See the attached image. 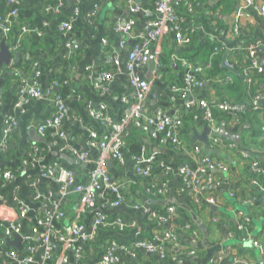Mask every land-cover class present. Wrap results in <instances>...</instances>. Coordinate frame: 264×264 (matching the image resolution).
Masks as SVG:
<instances>
[{"label":"crops","instance_id":"1","mask_svg":"<svg viewBox=\"0 0 264 264\" xmlns=\"http://www.w3.org/2000/svg\"><path fill=\"white\" fill-rule=\"evenodd\" d=\"M57 1L23 0L13 20L11 33L4 37L0 32V42L2 37L5 38L13 54L11 64L3 65L0 69L2 109L6 106L3 102L5 97L9 93L16 94L23 80L26 83L38 81L43 92L52 93L39 99L30 98L20 109L15 106L17 102L14 104L11 115L17 119V124L4 139V147H0V169L11 170L14 174L11 182L0 186V224L6 223L8 219L19 218L24 233L29 232L36 224L37 217L42 215L40 202L33 198L29 187L31 178L38 176V189L45 191L50 188L58 197V185L51 179L39 176L42 165L58 163L74 169L79 181L87 180V171L100 155L98 149L88 146L90 132L96 130L100 138L108 135L107 127L88 114L87 104L91 101L92 108L98 109L104 103L113 119H122L128 108L122 96L129 92L130 87L123 67L116 68L113 55H118L124 66L128 49L137 41L138 35L146 31L147 21L158 16L155 11L156 0H140L142 8L136 13L130 11L128 0H62L61 7L55 11ZM203 5L204 9L198 11L189 23L197 27L196 39L190 44L181 45L172 31L167 32L151 44L153 50L161 55L163 66L154 65L152 73L149 63L139 69L145 78L148 73L152 75L151 92L144 102V112L152 115L157 108L162 107L169 114L183 115L181 135L185 142L175 147L168 140L159 142L142 131L134 130L130 134L126 147L129 142H140L147 146L148 152L156 150L158 157L150 175L146 177L139 176L133 170L129 150L124 166L118 167L113 161L109 162L112 177L121 184L124 201L119 207L108 211L133 219L136 224L122 233L111 229L102 230L96 240L82 241L87 264H97L101 260V245L110 238L131 242L137 237L152 238L156 233L169 230L175 231L178 238V250L173 246L167 247L170 255H177L176 259H163L157 253L138 250L136 256L122 252L121 264H264V256L253 244L257 239L264 245V194L260 187L252 183L253 177L257 176L252 161L256 160L258 167L264 170V132L257 133L258 128L264 129V100L257 103L259 108L253 107V104L256 105L254 102L252 104V95L264 90V76L252 86L243 74L249 63L247 46L256 41L264 43V15H258L251 8L246 9L245 12L253 21L247 15L242 16L239 21L240 32L237 34L232 28L236 11L243 5V0H207ZM50 7L51 11L47 12L46 8ZM73 7H77L78 12L72 28L61 31V25L74 16V11L70 16L67 12L68 8ZM7 9L6 0H0V13ZM131 18L136 19V23L127 46L121 48L119 41L122 36L114 25L119 20ZM38 19L43 20L40 27ZM220 25L225 26L226 31ZM23 27L27 30H23ZM34 38L39 39V42ZM104 38L108 39L107 43H103ZM206 41L218 43L214 54L205 44ZM68 43L79 47L72 51ZM173 53L195 63L210 61L212 64L203 73L205 85L200 94L214 109L223 141L214 145V151L210 154L213 159L223 161L226 170L217 168L209 173L201 172V159L208 151L204 142L195 138V134L201 135L206 127L204 109L198 105L192 111L182 109L181 99L172 90V85L183 79L184 69L179 62L171 59ZM224 60L232 64L234 71L224 66ZM259 60L264 68V54L259 55ZM216 66H219L218 69ZM103 71H111L114 74L112 80L106 82L101 77ZM95 82L103 86L97 88ZM56 88L58 91H55ZM63 91H66L65 95ZM55 93H62L66 100L62 123L63 128L75 137L72 144L65 143L59 136L51 134L50 130L45 135L39 131V126L46 123L57 108ZM223 99L248 107L239 114L238 119H233L232 112L221 111L216 107ZM185 112H192L193 118L190 120ZM134 139L137 141L133 142ZM68 145L79 152L88 153L91 161H79L64 148ZM196 146L202 148L200 153H197ZM35 158L38 160L32 164ZM184 162H188L196 172L211 177L209 186L202 194L195 192L192 187L181 189L183 182L178 167ZM155 185H164L167 192L158 197L150 196L147 188ZM102 194V190L98 191L99 200ZM209 197H213L216 203H209ZM172 199H175L176 204L172 203ZM19 202L28 207L23 217L17 215ZM169 205H176L175 223H160L145 213L148 206L161 212ZM63 206L66 217L56 219V230L65 226L67 233L77 220L90 222L92 213H80L78 195H73ZM185 224H190L191 229L184 228ZM240 225L246 227L241 229ZM245 236L246 240L243 239ZM5 239V236L0 235V241ZM62 248L60 244L56 251ZM5 249L15 250L13 246H5ZM191 249L195 250L194 254H189ZM40 254L37 253L38 256ZM68 260L70 263L74 261L72 251L69 252ZM0 264L15 262L4 258L0 259Z\"/></svg>","mask_w":264,"mask_h":264},{"label":"built area","instance_id":"2","mask_svg":"<svg viewBox=\"0 0 264 264\" xmlns=\"http://www.w3.org/2000/svg\"><path fill=\"white\" fill-rule=\"evenodd\" d=\"M23 0H6L9 10L0 13V32L5 37L13 30V20L18 14ZM61 1L58 0V7H61ZM130 11L136 13L142 8L140 0H128ZM183 0H156L155 11L157 17L150 18L147 21V29L138 35L137 41L128 49V54L124 66L118 55H113V62L116 68L123 67V73L126 75L130 87L129 92L122 96V100L128 105L126 112L121 120L113 119L107 112L106 105L101 103L98 109L92 108V102L87 104L88 114L107 127L108 135L105 138H100L97 131L90 132L88 139V146L99 150L100 155L94 161L91 169L87 171V180L79 181L75 170L65 167L64 165L54 163L52 165H42L40 168L39 176L53 180L57 186L58 197L55 192L48 188L45 191L38 189L39 177L31 178L29 187L32 190L33 198L40 202L42 207V215L37 217V222L30 228L29 232L23 231L22 224L18 219H8L6 223L0 224V235L6 237L0 241V259H11L15 264H87L84 258L82 241H94L98 238L102 230L117 228L119 231L135 226V220L127 218L124 215H116L109 217L107 211L111 208L119 207L123 204V195L121 193V184L119 181L114 180L109 171V162L113 161L118 167L124 166L127 163V149L126 143L130 136L132 129H139L146 133L149 137L161 141H170L176 147L183 144L185 140L181 135V129L184 126L183 115L169 114L162 107L156 109L152 115H146L144 112V102L151 92L152 82L150 79L145 78L140 74L139 69L145 66L150 61L159 67L163 66L161 55L154 51L151 44L157 42L167 32L172 31L176 36V40L181 44H188L191 37L197 33V27L192 21V17L198 12L197 9L203 10L204 5L198 2L189 1L185 5V14L179 12V7ZM252 9L258 15H264V0H243V5L239 6L236 11V18L232 30L235 33L240 32L239 21L244 15H247L250 21L252 17L245 12L246 9ZM46 8V11H51ZM77 14L78 8L74 7ZM75 16H72L69 21L61 25V31H66L72 28V22ZM136 19H129L126 21H117L114 25L116 31L122 36L119 41V47L124 48L127 46L128 38L131 36ZM23 30H27L23 27ZM108 39L104 38L103 43H107ZM70 50L75 51L79 45H71ZM247 53L250 59V64L243 71L244 77L249 85L253 83L255 73H263V66L260 63L259 55L264 54V43L256 41L247 46ZM173 61L179 62L183 69L184 75L181 83L172 85V90L178 93L182 109L192 111L196 105L204 109V121L211 128L210 142L211 146L222 143L220 137V126L215 119V113L210 102L203 98L200 94L205 85L203 73L212 64L206 62L205 64L195 63L189 61L186 57L171 55ZM224 66L233 68L228 60L223 61ZM91 68V67H89ZM92 75V73H91ZM90 76V74H89ZM114 74L111 71H103L101 77L106 82L112 80ZM97 88H101L99 82H95ZM18 100L16 108L20 109L27 103L28 99H39L45 95H52L51 92H43L38 81L33 83H26L24 80L21 82L17 89ZM253 107L259 108L257 103L264 100V90L256 91L253 95ZM54 100L57 108L51 118L46 123L39 126V131L45 135L48 130L51 134L59 136L65 143L72 144L75 137L74 135L63 128L62 120L65 114L66 100L62 93H55ZM130 103V104H129ZM216 107L221 111H230L233 113V119H238L239 114L246 109L245 105L234 103L230 100L223 99L218 102ZM187 113V112H185ZM192 113V112H189ZM193 114V113H192ZM194 116V115H193ZM17 124V119L12 116H6L4 125L0 131V147H4V139L8 133L13 130ZM197 153H200L199 146H196ZM71 151L77 159L81 162L89 163L90 156L86 152H79L68 145L64 147ZM39 152V151H37ZM246 156V154L244 153ZM158 152H148L147 146H141V152L137 155H131L133 170L139 175L146 177L150 175L153 164L157 160ZM110 159V160H109ZM38 160L34 159V164ZM202 165L201 172L209 173L210 171L220 168L226 170L227 167L223 161L215 160L211 154L207 152L201 159ZM26 164V162H24ZM204 165V166H203ZM203 166V167H202ZM252 168L257 175L264 177V170L258 167L256 160L252 161ZM178 171L182 178V187H192L195 192L202 194L211 182V177L205 176L192 169L188 162L181 163ZM11 170L0 169V186L11 182L13 179ZM252 183L261 188L264 194V185L261 184L257 176L253 177ZM148 189V193H152L154 197L162 196L167 192L164 185L152 186ZM102 190L103 194L101 199L97 198L98 191ZM115 195V199L111 198L108 194ZM73 195H78L80 213L91 212L92 217L89 223L82 221H75L73 226L66 233L65 226L61 230L54 228L56 219H64L66 217V210L64 209V202L68 201ZM17 197H14L16 199ZM208 202L215 204L216 201L213 197L207 198ZM18 206V217H23L28 212V207L21 202ZM168 214H160L158 210L147 207V213L152 220L160 223L171 222L176 218L177 210L175 205H169L166 209ZM191 229V225H187ZM243 225H240V228ZM14 234L22 236V244L25 250H11L5 248V241L8 238H13ZM246 240V239H244ZM62 245L60 251H56L57 246ZM261 254L264 255V247L257 241H253ZM173 246L178 250V238L175 231H165L163 233H156L152 238L137 237L131 242H121L115 238L102 243L101 248L103 255L97 264H121V253L125 252L131 256H136L138 250L157 253L163 259L177 258V255H170L167 247ZM7 250V251H6ZM72 251L74 261L70 263L68 260L69 252ZM41 253L40 256L37 253ZM195 250L191 249L189 254H194Z\"/></svg>","mask_w":264,"mask_h":264},{"label":"trees","instance_id":"3","mask_svg":"<svg viewBox=\"0 0 264 264\" xmlns=\"http://www.w3.org/2000/svg\"><path fill=\"white\" fill-rule=\"evenodd\" d=\"M189 1H192V2H198V3H201V4H204L205 2H207V0H183V2L181 3V6L179 7V12L180 13H183V14H185V5H186V3H188ZM57 3H58V1H57ZM7 10H9V8L7 9ZM73 11H74V7L73 8H68V10H67V12H68V15L70 16V15H72V13H73ZM197 11H199V9H197ZM46 15L48 14V13H45ZM76 15V13H75V11H74V16ZM42 22H43V20L42 19H38V21H37V23H38V26L40 27L41 25H42ZM33 26H34V23H33ZM220 28L221 29H223V31H226L225 30V26H223V27H221V25H220ZM2 39H3V37H2ZM196 39V36H195V34L191 37V39H190V42L188 43V44H190V43H192L194 40ZM34 40H36V42L38 43L39 42V39L37 40L36 38H34ZM36 44V43H35ZM206 45H209V47H210V49L209 50H211V53H215V51L218 49V47H219V45H218V43H215V42H210V41H206V43H205ZM246 51H247V49H246ZM212 54V55H213ZM248 54V53H247ZM164 60L165 59H163V62H164ZM219 61H220V57H219V60H218V62L217 63H219ZM249 64H250V59H249V63L247 64V66L245 67V68H247L248 66H249ZM219 65V64H218ZM219 67V66H218ZM218 67L216 66V68L218 69ZM245 70V69H244ZM263 74V73H262ZM262 74H258V73H255L254 74V77H253V83H252V86H255V84L257 83V81H258V78L260 79V78H262L263 76H264V74L262 75ZM246 80V79H245ZM182 82V80L181 81H179V83H181ZM251 86V87H252ZM252 88H254V87H252ZM256 91V90H255ZM255 91H253V92H255ZM65 93H66V91H63V94L65 95ZM5 100V101H4ZM3 100V102L6 104V106H5V108L4 109H2V103H0V131H1V129H2V127H3V125H4V122H5V118H6V116H9V115H11V114H13V111H14V104L17 102V100H18V94H17V92H16V94L15 93H9L6 97H5V99ZM248 107V105H246V108ZM250 108H252V105H250L249 106ZM263 113H264V111H263ZM187 115H189L188 116V118H190V120L193 118V114L192 113H189V112H187L186 113ZM187 118V119H188ZM186 122V121H185ZM139 131V129H132V131H131V133L133 132H135V131ZM255 130V129H254ZM253 130V131H254ZM264 132V129L263 128H258V134H262ZM130 133V134H131ZM137 135V134H136ZM130 138V136L128 137V139ZM128 139H127V141H128ZM135 141H137V140H133V142H135ZM141 146H142V144L140 143V142H137V143H128V145H127V147H126V149H127V151L129 150V155L131 156V155H137V154H139L140 152H141ZM257 177H258V179L262 182V183H264V179L262 178L263 176L262 175H257ZM149 189H152V186H150V187H148ZM108 194L110 195V197L111 198H116L115 197V195L114 194H112V193H110V191H108ZM150 196H152V197H154V195L152 194V193H150ZM124 201V200H123ZM122 201V202H123ZM176 206V205H175ZM167 209V208H166ZM166 209L165 210H163V211H161V212H159L160 214H168L167 212H166ZM107 213H108V215H109V217H114V216H116V215H113V214H111L109 211H107ZM120 215V214H119ZM175 220H176V218H174V219H172V221H173V223H175ZM171 221V222H172ZM176 224H178V223H176ZM246 227V225H243V227H241V229H244ZM184 228H186L187 229V224H185L184 225ZM111 230L112 231H115V232H119V233H121V231H119L117 228H114V227H112L111 228ZM124 231H126V230H124ZM124 231H122V232H124ZM244 235V234H243ZM247 237L245 236V237H243V239H246ZM255 241H257L258 243H260V245L262 246V247H264V245L259 241V240H255ZM264 256V255H263Z\"/></svg>","mask_w":264,"mask_h":264},{"label":"water","instance_id":"4","mask_svg":"<svg viewBox=\"0 0 264 264\" xmlns=\"http://www.w3.org/2000/svg\"><path fill=\"white\" fill-rule=\"evenodd\" d=\"M16 56H18L16 54ZM226 55H224L223 58H225ZM12 58H13V54L12 51L9 47V45L6 43L5 38H3L0 42V69L3 65H10L12 62ZM149 66H150V72L152 73L153 67H154V62L150 61L149 62ZM228 68V67H227ZM231 69V71H234L233 68H228ZM151 73H148L149 75H147V78H151ZM2 81V77H0V83ZM1 89V86H0ZM55 91H58V88L55 89ZM210 133H211V128L207 125L206 123V127L203 131V133L201 135H197L195 134V138H197L198 140L204 142L205 144V149L209 152L212 153L214 151V149L211 146V142H210ZM42 140V139H40ZM172 203L176 204L175 199H172ZM214 205H212L213 207ZM215 207V206H214ZM199 223V222H198ZM201 225V223H200ZM202 229H205V227L203 225ZM180 237H182L181 234H179ZM6 246H13L15 249L17 250H22L24 249V246L22 244V236L20 234H14L12 239H7L6 240Z\"/></svg>","mask_w":264,"mask_h":264}]
</instances>
